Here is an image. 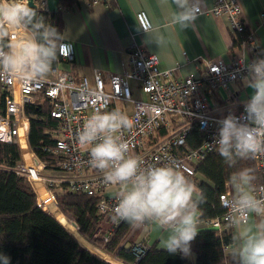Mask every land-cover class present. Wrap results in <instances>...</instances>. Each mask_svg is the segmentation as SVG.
I'll return each mask as SVG.
<instances>
[{"label":"built area","instance_id":"obj_1","mask_svg":"<svg viewBox=\"0 0 264 264\" xmlns=\"http://www.w3.org/2000/svg\"><path fill=\"white\" fill-rule=\"evenodd\" d=\"M36 3L39 10L49 11L47 0H36ZM209 12L228 19L237 33L246 29L238 0H215ZM137 19L142 30L152 28L146 11H139ZM248 30V38L234 49L230 60L220 58L205 61V71L200 76L190 74L178 78L177 68L162 69L157 55L135 45L130 52L129 68L111 75L109 88L102 71L98 69L94 71L93 84L86 76L76 79L69 71H59L56 66L52 70L56 78L47 76L29 85L9 77H0V141L17 147L20 155L18 169L27 175L33 186V176H39L56 203L52 189L55 182L66 183L68 189L74 192L88 195L99 192V212L113 219L120 188L117 186L119 190L107 193L113 185L106 184L103 175L89 165L88 151L77 139L85 120L96 109H120L133 120V127L123 130L122 135L130 141L132 153L139 156L145 166L171 162L188 176L195 175L196 165L209 154L218 152L214 143L218 121L229 112L240 116L244 111V104L237 103L223 109L213 104L211 98L220 88L230 90L232 84L243 80L247 65L256 58H248L246 54V47L255 42L254 32ZM69 42L71 50L68 56L60 57L58 62L74 61L75 45ZM131 80L142 82L146 98L134 97ZM41 94L51 98V115L59 121L58 129L50 134L55 139L54 147L45 148V151L59 156L56 168L52 170L55 171L53 176L43 174L48 163L40 158L30 143L31 120L26 105L37 102ZM116 102L124 103L123 109L114 106ZM163 129L164 135L160 133ZM194 130L200 133L196 144L189 141V135ZM254 160L264 175V155H257ZM257 187L264 188V183ZM232 196L228 191L220 195L221 207L225 210L224 220L227 222L230 212L227 203ZM207 222L217 229L222 227L219 218ZM121 223L114 221L113 227ZM149 246L144 240L134 245L138 260Z\"/></svg>","mask_w":264,"mask_h":264},{"label":"clouds","instance_id":"obj_2","mask_svg":"<svg viewBox=\"0 0 264 264\" xmlns=\"http://www.w3.org/2000/svg\"><path fill=\"white\" fill-rule=\"evenodd\" d=\"M169 7V0H160ZM167 22L181 29L195 24L200 0H171ZM30 6V0H0V77L29 85L44 80L60 57H67L68 37ZM245 86L252 90L240 116L229 112L218 121L214 139L219 155L229 167L238 160L264 155V56L246 67ZM133 120L120 109H96L77 133L89 154V165L104 182L118 186L114 221L134 228L146 223L167 235L161 245L169 254H191V243L200 231V205L204 193L185 171L174 163L145 166L132 153L130 141L122 135ZM256 170L244 167L230 176L234 190L227 207L229 223L236 228L232 239L234 264H264V188L256 185ZM0 264L10 257L0 252Z\"/></svg>","mask_w":264,"mask_h":264},{"label":"trees","instance_id":"obj_3","mask_svg":"<svg viewBox=\"0 0 264 264\" xmlns=\"http://www.w3.org/2000/svg\"><path fill=\"white\" fill-rule=\"evenodd\" d=\"M80 1L58 0L57 10L38 11L62 33L63 12ZM248 35L246 28L236 37L233 46L247 39ZM51 109L52 100L44 94L37 102L26 105L31 120L30 143L40 158L48 163L46 170L56 168L59 160L58 155L45 151V148L54 147L55 139L50 134L59 126L58 119L51 115ZM160 133L164 135V129ZM199 138L198 130L189 135L193 144L199 142ZM19 159L15 145L0 141V252L10 257V264H226L225 249L232 244L233 229L224 220L225 210L221 207L220 195L228 191L230 176L244 167L256 170L257 186L264 183V175L258 170L254 158L238 160L233 167H229L218 152L209 154L196 165V174L189 177L205 196L200 205V220L219 218L222 227L208 226L198 232L191 243V250L196 252L194 262L179 253L169 254L155 244L150 245L138 260L133 247L147 223L134 228L122 221L119 226L113 227L114 219H109L98 210L101 193L88 195L74 192L68 189L66 183L60 182L52 186L56 204L78 225L58 208L51 207L49 214L38 202V198L45 200L47 194L33 186L27 175L18 169ZM84 236L126 262L114 260Z\"/></svg>","mask_w":264,"mask_h":264},{"label":"crops","instance_id":"obj_4","mask_svg":"<svg viewBox=\"0 0 264 264\" xmlns=\"http://www.w3.org/2000/svg\"><path fill=\"white\" fill-rule=\"evenodd\" d=\"M215 0H200L201 11L195 24L187 29L179 25L172 26L167 17L174 6L169 0V7H162L160 0H81L72 9L62 14L63 31L68 39L74 42L75 59L71 63L57 62L59 71H69L76 79L88 77L94 83V71H102L107 87L111 75L122 73L129 68L130 52L135 45L146 49L148 53L158 56L162 69H178L176 77L190 74L200 76L205 71V61L223 58L230 60L233 46L238 37L232 24L225 17L209 12ZM242 13L241 19L246 28L254 32L255 42L246 47L248 58L264 56V0H238ZM49 11L58 9V0H47ZM144 10L152 22V28L142 30L137 13ZM51 72L48 77L56 78ZM140 82V96L132 92L135 98H146ZM138 92V91H137ZM252 90L247 88L243 80L231 85L230 90L220 88L211 98L213 104L229 109L234 104H244ZM138 95V96H139ZM119 103V105L117 104ZM114 106L121 109L124 103L116 102ZM226 112V111H224ZM198 186V185H197ZM199 187V186H198ZM228 193L234 190L228 183ZM209 226L207 221L200 220V230ZM233 229V235L236 228ZM167 233L155 225L147 223L138 238V242L146 240L149 245L163 249L161 239ZM232 244L226 247V264H234L231 256ZM190 261L196 260V252L186 256ZM128 264V263H126Z\"/></svg>","mask_w":264,"mask_h":264},{"label":"rangeland","instance_id":"obj_5","mask_svg":"<svg viewBox=\"0 0 264 264\" xmlns=\"http://www.w3.org/2000/svg\"><path fill=\"white\" fill-rule=\"evenodd\" d=\"M56 77V76H55ZM140 82H138V81H132L131 82V86H132V88H133V91H134V93L135 94H137V97H141L139 94H140V89H139V87H140ZM138 91V92H137ZM139 95V96H138ZM118 105H119V103H117ZM44 175H46V176H53V175H55V171H52V170H45L44 171V173H43ZM45 176V177H46ZM191 179V178H190ZM55 183H58V182H55ZM117 190H119L118 189V187L117 186H112L111 188H109L108 190H107V193H110V192H115V191H117ZM46 199H49V200H46ZM41 200H42V198H41ZM42 208H43V210H45L46 212H48L49 214H50V212H49V210L51 209V207H55V208H58V209H60L61 211H62V209L59 207V205H57L56 204V202H55V200H54V198L51 196V195H47V197H45V200H44V198H43V202L41 201L40 202V204H39ZM63 212V211H62ZM64 213V212H63ZM65 214V213H64ZM66 215V214H65ZM69 219H71L74 223H75V220L74 219H72L71 217H69L68 215H66ZM76 224V223H75ZM79 229V228H78ZM80 231V230H79ZM85 237V236H84ZM88 241H90V242H92L91 240H89L87 237H85ZM94 244V243H93ZM95 246H97L98 248H100L101 250H103L104 252H106L107 253V251L106 250H104L102 247H100L99 245H96V244H94ZM109 253V252H108ZM107 253V254H108ZM109 256H111L114 260H117V261H119V262H122V263H125V262H123V261H121L122 259H120V258H118L117 256H115V255H113V254H111V253H109L108 254ZM97 256V255H96ZM118 258V259H117ZM102 259V258H101ZM120 259V260H119ZM106 261V260H105ZM108 263H109V261H107ZM111 264V263H110Z\"/></svg>","mask_w":264,"mask_h":264},{"label":"bare ground","instance_id":"obj_6","mask_svg":"<svg viewBox=\"0 0 264 264\" xmlns=\"http://www.w3.org/2000/svg\"><path fill=\"white\" fill-rule=\"evenodd\" d=\"M34 171H36L35 168H32ZM33 183L36 187L40 188L42 191H44L47 195L49 194L48 190L46 189L42 179L39 176H33ZM43 202V199L41 200V198L39 199V202Z\"/></svg>","mask_w":264,"mask_h":264},{"label":"water","instance_id":"obj_7","mask_svg":"<svg viewBox=\"0 0 264 264\" xmlns=\"http://www.w3.org/2000/svg\"><path fill=\"white\" fill-rule=\"evenodd\" d=\"M30 6H33V7L37 6L38 7L36 0H30ZM75 223H76V225H78L76 221H75Z\"/></svg>","mask_w":264,"mask_h":264}]
</instances>
